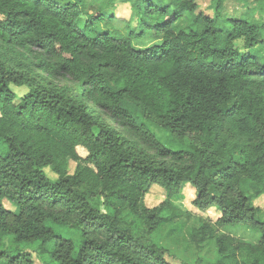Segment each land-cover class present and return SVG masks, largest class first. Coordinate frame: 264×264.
I'll list each match as a JSON object with an SVG mask.
<instances>
[{"label":"trees","instance_id":"16d2710c","mask_svg":"<svg viewBox=\"0 0 264 264\" xmlns=\"http://www.w3.org/2000/svg\"><path fill=\"white\" fill-rule=\"evenodd\" d=\"M214 1L219 14L226 0ZM119 5L138 32L131 20L114 29L115 11L91 13L86 0H0V264H36L28 246L46 264H173L149 238L181 215L173 200L187 187L196 209L221 212L191 239L214 240L216 264H264L263 29L220 26L193 0ZM148 36L160 43L134 47ZM154 186L165 200L149 208Z\"/></svg>","mask_w":264,"mask_h":264},{"label":"rangeland","instance_id":"374dc122","mask_svg":"<svg viewBox=\"0 0 264 264\" xmlns=\"http://www.w3.org/2000/svg\"><path fill=\"white\" fill-rule=\"evenodd\" d=\"M110 0H86V4L91 13L94 12L93 7L107 6L108 11H115V14L119 17V22H114L111 27L123 31L127 21H132V10L130 6L126 5L119 7L122 0H113L109 4ZM198 5V13H202L212 19H218L219 25L229 27L228 22L231 20H248L258 24L263 29L262 36L264 40V3L261 0H226L224 7L219 14L216 13V3L214 0H193ZM119 5V6H118ZM134 19L132 21V28L135 32H138V26ZM158 39L148 36L143 41L134 43L135 48L147 49L159 44ZM236 44L242 48L244 43L242 40L236 42ZM12 90L18 96H25L28 93V89L25 87H16L12 85ZM150 130L157 136L159 141L166 146H173L170 137L162 130L157 128L151 123H148ZM179 146L174 147V149ZM80 155L86 156V152L83 149H78ZM75 164H70V172L73 173ZM47 175L55 180L57 177L51 172L46 170ZM195 199V192L190 187H187L182 196L173 200L174 207L180 212V216L167 224L162 230L150 236L151 243L157 245L163 250L167 251V260L173 264H216L219 260L218 249L214 240H205L201 245L197 241H193L192 230L202 225L203 222H210L211 225L221 218V212L217 208H212L208 212H201L193 205ZM165 200V191L154 186L150 194L146 198V204L149 208H154L160 205ZM4 207L12 212L18 213V208L8 200L3 201ZM254 206L260 209L259 220L264 222V194L259 196ZM132 225L133 231L140 235L145 230L142 222L134 217H126ZM220 234H230L237 238L242 239L245 242L256 244L259 241L260 235L248 230H231V229H218ZM5 245L10 246L9 239L5 240ZM54 248V244H49L46 249L51 252ZM36 246H28L24 250L33 253L36 264H46L48 258L44 255H38L34 253Z\"/></svg>","mask_w":264,"mask_h":264}]
</instances>
